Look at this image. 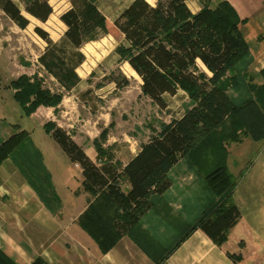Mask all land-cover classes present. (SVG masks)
<instances>
[{"label":"trees","instance_id":"obj_1","mask_svg":"<svg viewBox=\"0 0 264 264\" xmlns=\"http://www.w3.org/2000/svg\"><path fill=\"white\" fill-rule=\"evenodd\" d=\"M19 1L22 8L13 0H0V9L20 29L29 26L28 17L46 23L53 13L51 0ZM67 1L69 8L60 16L65 31L58 42L35 29L47 43L38 61L65 92L82 81L77 74L85 62L82 48L97 38L98 31L108 34L107 19L96 0ZM215 1L199 0L202 8L193 14L186 0H157L154 4L132 0L114 21L120 36L114 50L117 64L128 65L137 74L142 95L160 110L168 107L167 96L173 97L179 90L190 100L185 113L164 124L124 168L111 163L113 159L106 156L110 150L99 143L106 140L108 129L94 142L98 158L105 159L97 164L56 123L44 125L70 162L81 168L83 187L92 199L77 222L103 254L153 207L152 195L160 196L171 187L168 173L185 157L203 174L214 199L182 239L200 229L222 246L238 222L240 211L232 201L236 181L227 167V147L244 137L264 139V87L250 86L254 98L240 103L228 94L241 87L249 49L240 31L243 21L235 9L226 1L213 5ZM261 74L264 76V70ZM109 82L118 90L130 83L121 72L119 76L112 72ZM10 88L26 116L40 106L56 108L63 100V94L43 87L38 74L22 75L10 82ZM30 142L29 134L16 127L7 140L0 141V165ZM121 180L130 185L127 193ZM230 256L241 259L240 255ZM0 264L16 263L0 250ZM30 264L47 263L37 257Z\"/></svg>","mask_w":264,"mask_h":264},{"label":"crops","instance_id":"obj_2","mask_svg":"<svg viewBox=\"0 0 264 264\" xmlns=\"http://www.w3.org/2000/svg\"><path fill=\"white\" fill-rule=\"evenodd\" d=\"M217 1L228 2L243 21L240 31L249 49L248 70L245 76H240L241 87L228 91L236 103H240L254 98L250 86L264 87L261 74L264 70V0H216L213 5ZM186 5L193 14L202 8L199 0H186ZM202 69L210 75L206 68ZM140 85L139 80L137 98L142 94ZM8 87L13 95L14 90ZM129 87L130 84L122 90ZM179 95L186 94L179 90L167 99ZM65 98L56 108L40 106L29 116L23 113L25 118L21 116L19 123H0V141L7 140L16 127L26 131L31 141L29 146L18 150L0 165V250L16 264H30L37 257L47 264H264V207L263 210L261 206L257 208L260 203L264 204L263 173L256 186L249 187L244 193H238L236 182L232 201L239 209L240 217L230 230L226 243L218 246L200 229L182 239L188 227L203 215L214 199L212 195L206 199L195 197L196 177L203 182L204 178L192 167H182L183 159L168 173L171 187L160 196L152 195L153 207L129 234L103 254L77 222L92 199L91 194L83 189L81 168L70 162L46 133L44 125L56 123L97 164L105 159L98 158L94 142L99 140L103 130L108 129L106 140H99V143L114 154L111 163L119 164L120 168H124L149 139L138 141L140 144L136 143V138L127 135L120 140H111V124L106 120L102 122L99 117L94 120L91 113L90 117L82 119L77 109L78 100L67 105ZM13 113L17 114V108H13ZM251 143H261L264 156V139ZM229 165L227 158L228 170L234 177ZM233 165L235 168L236 162ZM72 171H76L78 177L73 178ZM122 189L127 193L130 185L124 182ZM243 202L250 213L242 212ZM230 255H240L241 259L236 261Z\"/></svg>","mask_w":264,"mask_h":264},{"label":"rangeland","instance_id":"obj_3","mask_svg":"<svg viewBox=\"0 0 264 264\" xmlns=\"http://www.w3.org/2000/svg\"><path fill=\"white\" fill-rule=\"evenodd\" d=\"M13 1L17 4L20 3L19 0ZM96 1L100 11L107 19L108 34L98 31L97 38L88 42V46L84 47L85 49L82 48V53L87 56H85V66L90 67V70L86 74L87 76H80L82 84H79L71 93L62 91L60 86L55 81H52L51 78L53 77L46 73L39 63V57L46 49L47 43L35 32V29L40 28L47 32L53 42H58L65 31V26L60 21V16L69 8L68 1L51 0L50 4L53 8V13L49 20L46 23H41L28 17L30 24L26 29H20L16 26L0 9V120L2 119L0 123H13L11 121L19 123L21 116L25 118L11 91L8 90L10 82L22 75L33 76L38 74L42 80L43 87L50 89L54 93L63 94V97H66L65 104L67 105H71L77 99V109L79 108L82 119L90 117L91 113L94 120L99 117L102 122L106 120L105 122L109 125L113 124V128L109 132L111 140H120V138L127 135V137L136 138V143L140 144L138 141L144 142L150 139L161 130L164 124L179 118L182 111L188 107L190 100L187 95H185L188 98L187 101L184 100L186 98L184 95H179L173 99L168 98L169 108L165 110H160L142 94L137 98L140 93L138 88L139 80L132 75V77L129 76L127 65L117 64V57L114 53L120 41V36L114 28V21L132 0ZM148 1L154 3L157 0ZM19 6L23 7L22 4H19ZM93 62L94 64H92ZM112 72H114L115 76H119L121 72L130 79L128 90H122L123 92L120 94L121 90H118L116 86L114 87V84L109 82V76ZM91 74L93 75L90 77ZM69 98L70 100H67ZM13 108H17V114L13 113ZM90 126L92 127L91 124ZM248 138H244L242 140L243 143L235 146H233L234 144L226 146L227 150L229 148L228 151H230L228 154L229 167L235 175L239 194L244 193L249 187L256 186L260 181V174L263 173L264 175L262 144L251 143L254 140L250 137ZM106 156L108 159L114 158L112 153H107ZM234 162H236V169L233 165ZM182 165V167L188 165L192 167V170H196L193 165L189 164L187 157L183 159ZM71 176L73 178L78 177V174L76 171H72ZM197 178L194 185L195 197L206 199L208 195L212 194V191L205 181L203 182L202 179ZM121 182L123 188L124 181L121 180ZM84 191L86 190L84 189ZM259 206L263 210L264 204L260 203L257 208ZM242 210L244 214H248L251 211L248 206H245V202L242 203ZM262 218L264 220L263 215Z\"/></svg>","mask_w":264,"mask_h":264},{"label":"bare ground","instance_id":"obj_4","mask_svg":"<svg viewBox=\"0 0 264 264\" xmlns=\"http://www.w3.org/2000/svg\"><path fill=\"white\" fill-rule=\"evenodd\" d=\"M35 25V24H34ZM87 45V44H86ZM85 45V46H86ZM84 46V47H85ZM88 46V45H87ZM95 46H96V44H95ZM83 47V48H84ZM85 49V48H84ZM102 49V48H101ZM82 51V50H81ZM103 51V50H102ZM98 52V51H97ZM85 55V54H84ZM86 56V55H85ZM87 57V56H86ZM91 57V56H90ZM88 62V61H87ZM90 63V62H89ZM92 64H94V62L92 63ZM86 64L84 63L82 66H81V68H78L77 69V74L79 75V76H81V77H84V76H87L86 74L87 73H89V70H90V67H86L85 66ZM88 65V64H87ZM84 67H86V68H84ZM127 67H128V71H129V76H134L135 78H137L138 80H140V78L137 76V74L127 65ZM124 68H126V67H124ZM131 76V77H132ZM140 82H141V80H140ZM142 83V82H141Z\"/></svg>","mask_w":264,"mask_h":264}]
</instances>
